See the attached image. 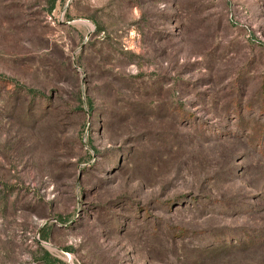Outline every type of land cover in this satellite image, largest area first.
I'll list each match as a JSON object with an SVG mask.
<instances>
[{
    "label": "rangeland",
    "instance_id": "obj_1",
    "mask_svg": "<svg viewBox=\"0 0 264 264\" xmlns=\"http://www.w3.org/2000/svg\"><path fill=\"white\" fill-rule=\"evenodd\" d=\"M0 264H264V0H0Z\"/></svg>",
    "mask_w": 264,
    "mask_h": 264
}]
</instances>
